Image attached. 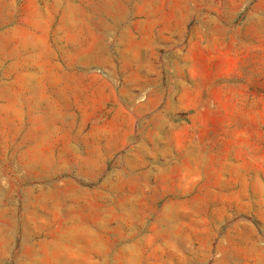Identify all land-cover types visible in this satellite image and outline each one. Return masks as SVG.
<instances>
[{
    "label": "rangeland",
    "instance_id": "rangeland-1",
    "mask_svg": "<svg viewBox=\"0 0 264 264\" xmlns=\"http://www.w3.org/2000/svg\"><path fill=\"white\" fill-rule=\"evenodd\" d=\"M0 264H264V0H0Z\"/></svg>",
    "mask_w": 264,
    "mask_h": 264
}]
</instances>
